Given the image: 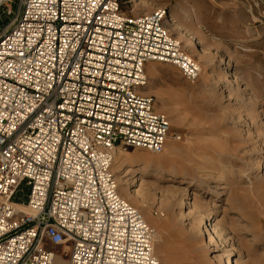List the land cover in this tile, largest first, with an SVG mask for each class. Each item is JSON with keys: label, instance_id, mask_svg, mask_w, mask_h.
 <instances>
[{"label": "built area", "instance_id": "built-area-1", "mask_svg": "<svg viewBox=\"0 0 264 264\" xmlns=\"http://www.w3.org/2000/svg\"><path fill=\"white\" fill-rule=\"evenodd\" d=\"M122 1L18 0L13 15L0 0V264H58L52 247L65 264L158 263L111 165L118 147L166 144L168 118L141 93L147 66L190 83L201 68L164 9L126 15Z\"/></svg>", "mask_w": 264, "mask_h": 264}, {"label": "rangeland", "instance_id": "rangeland-1", "mask_svg": "<svg viewBox=\"0 0 264 264\" xmlns=\"http://www.w3.org/2000/svg\"><path fill=\"white\" fill-rule=\"evenodd\" d=\"M157 9L201 73L148 65L143 92L169 137L158 154L118 147V194L154 229L161 264H264V0L122 1L126 15Z\"/></svg>", "mask_w": 264, "mask_h": 264}, {"label": "bare ground", "instance_id": "bare-ground-1", "mask_svg": "<svg viewBox=\"0 0 264 264\" xmlns=\"http://www.w3.org/2000/svg\"><path fill=\"white\" fill-rule=\"evenodd\" d=\"M168 17H169V16H168ZM168 22H169V23L167 24L168 26L171 25V24H173V23H172V20H170L169 18H168ZM181 35H182V36H181ZM181 35H180V36L183 37L184 34L181 33ZM215 67H216V64L213 63L212 69H214ZM200 68H201V67H200ZM168 137H169V136H168ZM168 137H167V139H168ZM166 141H167V140H166ZM117 150H118V148L115 149V152H116ZM127 172H130V170H128ZM134 192H135V191H134ZM143 219H144V218H143ZM144 221H145V219H144ZM145 222H146V221H145ZM146 223H147V222H146ZM116 236H117V237H116V240L119 241V242H121V245H119V248H118L117 250H118V251H122V250L124 249V242H125V239H124V238H125V234H123V233H119V234H117ZM155 237H156V235L154 236V238H155ZM140 240H141V239H137V238H136V242H141ZM131 248H132V247H131ZM152 255L156 258V260H157V262H158L157 264H161V263H160V260L158 259V257H157V256L155 255V253H154V239H153V241H152ZM131 258L133 259V258H135V257L131 256ZM228 260H229V258H228Z\"/></svg>", "mask_w": 264, "mask_h": 264}, {"label": "crops", "instance_id": "crops-1", "mask_svg": "<svg viewBox=\"0 0 264 264\" xmlns=\"http://www.w3.org/2000/svg\"><path fill=\"white\" fill-rule=\"evenodd\" d=\"M147 67H148V66H147ZM146 69H147V68H146ZM143 91H144V89H143V90H141V93L145 95V93H144ZM146 95H147V94H146ZM147 96H149V95H147Z\"/></svg>", "mask_w": 264, "mask_h": 264}]
</instances>
